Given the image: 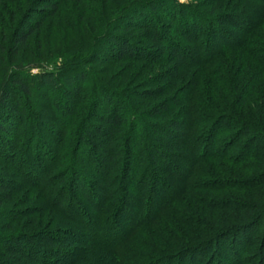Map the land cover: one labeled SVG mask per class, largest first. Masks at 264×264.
Listing matches in <instances>:
<instances>
[{
  "label": "trees",
  "instance_id": "16d2710c",
  "mask_svg": "<svg viewBox=\"0 0 264 264\" xmlns=\"http://www.w3.org/2000/svg\"><path fill=\"white\" fill-rule=\"evenodd\" d=\"M37 36L53 48L80 43L42 81L32 71L48 52L27 50ZM141 76L134 105L110 88ZM51 77L71 85L62 108L35 93ZM51 109L60 134L49 165L30 136L17 159L26 117ZM85 129L109 140L102 156ZM13 161L70 229L59 238L5 208L13 188L0 182V264H213L203 259L213 241L264 220V0H0V162ZM232 190L228 206L196 199Z\"/></svg>",
  "mask_w": 264,
  "mask_h": 264
},
{
  "label": "rangeland",
  "instance_id": "374dc122",
  "mask_svg": "<svg viewBox=\"0 0 264 264\" xmlns=\"http://www.w3.org/2000/svg\"><path fill=\"white\" fill-rule=\"evenodd\" d=\"M179 3L183 5H192L196 7L198 5V2L200 0H178ZM203 1V0H201ZM198 13L206 14L205 11L206 9L202 8H195ZM71 10V9H69ZM206 16V15H205ZM52 25V24H51ZM51 25L46 26V31L47 28H51ZM62 25V23H61ZM57 24H53V27L56 28ZM49 30V29H48ZM229 30V29H228ZM166 32L168 34H171L170 30L167 29ZM233 34L235 37H238L239 34L236 29H233ZM45 34L42 35L44 37ZM52 38V37H50ZM40 36H37L33 42L29 45V48L27 49L28 52L32 53L35 52L38 49V46L41 45L44 47L46 52H48V56H46V60L42 61V63H38V66L35 67V69L32 71L33 76L38 78L39 80L42 81V76L43 73H48L49 71L51 72H56L58 69H61L60 67H64L62 64L66 60V53L63 51L64 46L68 48L69 46V41H74V38L70 40L69 38L66 37V44H64L62 47L58 46L53 48L51 47L54 39L49 40V45L47 43L40 42ZM60 42V41H59ZM63 42V41H62ZM60 44V43H58ZM73 46H78L80 43L78 41H74ZM72 48V47H71ZM103 56V51H100L99 57L101 58ZM43 64H49L50 66L44 65ZM42 66V67H41ZM97 66V65H96ZM94 66V68H96ZM49 67V68H47ZM67 68V67H66ZM72 68V67H70ZM97 68H102L101 66H97ZM73 70H76V68H73ZM150 73L147 74V77L149 76ZM52 76V75H51ZM144 79V77H143ZM142 76L138 79L139 81H135L137 83L133 84H123V83H115L112 84L111 90L114 92H117L122 96L123 98H126L128 101H130L129 98L133 100L132 104H135L136 98H133V96L130 94V90H134V94H139L137 92H143L145 91L143 87L145 86L143 83ZM59 79H56V77H51L49 79H46L48 84L44 86V91H41L42 89H36L35 93H42L47 94L49 97L52 98V100L56 99L57 102L59 103V106L62 108V104L64 101H67L65 91L68 90V88L71 87L70 83H65L61 79V82L58 81ZM73 80L76 82L80 81L79 75L75 74ZM60 83V84H59ZM39 87H42L39 85ZM136 92V93H135ZM146 92V91H145ZM117 99V98H116ZM12 104H14L13 101H11ZM124 105V104H123ZM122 105V106H123ZM30 108V111H33L34 107L33 106H28ZM34 112V111H33ZM42 114L40 119L36 120V122L32 123L30 121L32 115H29L26 117V123L24 128L22 129V135L24 139V145L19 149V151H14L16 153V158L21 159L22 157H25V147L27 149L29 141V136L31 138L30 144H32L33 152H38L41 151V156L38 155V159L40 161V165H43L44 167H47L49 165L48 162V157L50 156L51 153H55L58 151L59 146L55 145L54 142L58 141L57 138H59V129H56V126L52 123L51 120H53V115L54 111L51 109L49 111L43 110L40 111ZM52 113V114H51ZM97 116V113L94 112V115H92L91 120L94 119V117ZM144 119V117H142ZM86 130V129H85ZM49 131H51L52 134H54L56 138L53 140L50 139ZM148 133L150 131L147 130ZM90 130H86V133L89 134V142L91 143L90 148L92 147V150L95 154L98 156H102V154L106 151L108 145H109V140L105 139L104 137H97L93 133L90 135ZM151 133V132H150ZM12 137L14 136L13 133L11 135ZM56 139V140H55ZM9 143H14L13 138L9 139ZM32 142V143H31ZM162 145V143H161ZM24 148V150H23ZM85 150V149H84ZM50 151V153H49ZM77 151V149H76ZM79 154L81 155V152L78 150ZM27 153V151H26ZM96 155V156H97ZM84 158L85 160L88 161H94V158L91 154H88L87 152L84 153ZM15 161V160H14ZM12 162V164H7L4 165L2 162L0 165V182L4 183H10V188H13V191L7 192L8 197L11 199L6 200L4 202L3 206H6L5 208H10V209H17L20 211H23V216L26 214H32L28 215L29 218H34L37 216L38 219H41L43 222V227H42V232L44 231H53L55 232L54 234L59 237L63 238L65 236V231L67 229H70V224L66 222H62L63 218L61 217V214L56 211L55 209L49 208L46 202L42 197H40V194L38 192H35L33 186L35 184L31 182L28 178L25 177V174L20 173L18 168L15 169L18 164H15V162ZM91 163V162H90ZM38 164V163H37ZM249 164L253 165V162H250ZM6 166V167H5ZM160 169L163 170H169V168H164L161 165H159ZM258 174H264V169L259 172ZM91 177L87 176L85 177L86 181H94V179H90ZM28 179V180H27ZM220 182L225 181V180H237L238 177H232V176H222L220 178ZM68 192L77 198H80V194H82V191L79 189L78 185H74L76 187H73L71 180L68 179ZM30 183V184H29ZM95 184V182H92ZM249 182L246 184L248 185ZM24 185V186H22ZM253 186V183L251 184ZM21 187V188H20ZM131 190L133 187L130 188ZM231 191H226V193H216V192H198L196 195V199H200L199 201H210L214 202L218 199H221L223 201V205L228 206L229 204L227 202L230 201V199L234 198L236 191L232 190ZM235 192V193H234ZM18 195H14V194ZM157 193V192H156ZM15 197H12V196ZM214 196V197H213ZM163 194L162 193H157L156 194V202L158 203L160 199H162ZM18 201V202H17ZM248 201V200H247ZM192 202L195 204L196 201L192 200ZM249 202V201H248ZM238 203V202H237ZM240 203V202H239ZM84 205L91 204L89 201L86 203H83ZM182 205V204H181ZM181 205H178L176 208L179 211H183L181 208H183ZM133 209H136L135 206L133 205ZM189 211V210H188ZM230 212V211H228ZM227 212V213H228ZM219 214V213H217ZM225 214V211H224ZM234 211L230 212V216H233ZM231 219V218H230ZM26 221L27 219H23ZM29 220V219H28ZM35 220V219H33ZM123 222L121 221L120 224ZM5 235L9 233V231H3ZM65 238V237H64ZM213 247L209 252H206L205 257L203 258L208 259V261H212L213 264H264V220L262 222L256 223V226L250 227L248 229H244L243 231H234L230 236L229 234L225 237H222L217 239L216 241H213ZM200 255V254H198ZM197 255H195L196 257Z\"/></svg>",
  "mask_w": 264,
  "mask_h": 264
}]
</instances>
